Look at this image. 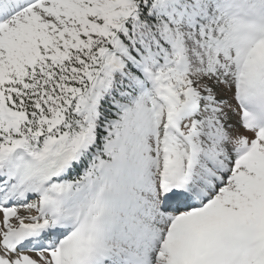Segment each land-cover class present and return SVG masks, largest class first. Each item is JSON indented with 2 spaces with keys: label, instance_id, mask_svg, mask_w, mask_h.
Masks as SVG:
<instances>
[{
  "label": "snow or ice",
  "instance_id": "obj_1",
  "mask_svg": "<svg viewBox=\"0 0 264 264\" xmlns=\"http://www.w3.org/2000/svg\"><path fill=\"white\" fill-rule=\"evenodd\" d=\"M0 264H264V0H0Z\"/></svg>",
  "mask_w": 264,
  "mask_h": 264
}]
</instances>
